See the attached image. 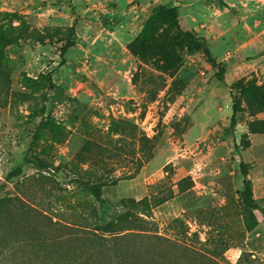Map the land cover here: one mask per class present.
I'll list each match as a JSON object with an SVG mask.
<instances>
[{
  "label": "rangeland",
  "instance_id": "374dc122",
  "mask_svg": "<svg viewBox=\"0 0 264 264\" xmlns=\"http://www.w3.org/2000/svg\"><path fill=\"white\" fill-rule=\"evenodd\" d=\"M241 162L264 209V0H0V196L23 258L69 261L127 218L133 264H264Z\"/></svg>",
  "mask_w": 264,
  "mask_h": 264
},
{
  "label": "trees",
  "instance_id": "16d2710c",
  "mask_svg": "<svg viewBox=\"0 0 264 264\" xmlns=\"http://www.w3.org/2000/svg\"><path fill=\"white\" fill-rule=\"evenodd\" d=\"M211 57V56H210ZM214 64L216 61L211 57ZM223 70L217 72L218 78L223 77ZM236 103V102H235ZM233 104L232 121L235 122L236 114L239 111L237 104ZM35 163L40 167H47L48 163L45 159L35 155ZM241 171L243 174V190L241 191L242 199L251 212V218L256 219L254 210L258 209L264 214V209L260 206L255 198L252 183L249 177L248 164L241 162ZM21 173V167L11 171L8 175L15 176ZM102 184L97 183L91 187V192L98 195ZM9 195L0 196V264H58L55 263L52 256L47 252H36L25 255L23 258L19 254L17 247L10 246V233L17 227L18 220H16V212L19 209L17 199ZM6 213L4 214V211ZM43 214V213H42ZM128 221L126 219L113 220L110 219L103 224H97L93 235V246L88 250H77L71 258L65 260L61 264H133L132 259L142 254V242L134 246L132 231L127 226L122 224ZM129 230V232H125ZM99 231L101 233H99ZM140 234V232H134ZM133 242V243H132ZM133 244V245H132ZM97 250V251H96ZM88 251V252H86ZM84 252V253H83ZM86 252V253H85ZM25 260V261H24ZM131 261V262H130ZM92 262V263H91Z\"/></svg>",
  "mask_w": 264,
  "mask_h": 264
}]
</instances>
